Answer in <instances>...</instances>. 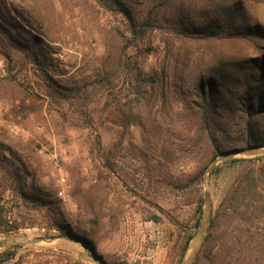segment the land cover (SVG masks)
<instances>
[{
	"label": "rangeland",
	"instance_id": "1",
	"mask_svg": "<svg viewBox=\"0 0 264 264\" xmlns=\"http://www.w3.org/2000/svg\"><path fill=\"white\" fill-rule=\"evenodd\" d=\"M256 12L264 27V4ZM0 23L24 45L0 26V238L41 239L1 241L0 253L15 250L2 264H98L84 241L107 264H182L200 198L211 218L253 167L244 154L211 166L241 133L227 130L211 159L180 100L189 69L182 79L166 70L176 77L166 97L129 104L137 79L163 67L162 35L131 43L118 61L125 19L97 0H0ZM254 50L264 55V39ZM235 204L242 217L222 220L212 239L243 250L248 233H264V208Z\"/></svg>",
	"mask_w": 264,
	"mask_h": 264
},
{
	"label": "trees",
	"instance_id": "2",
	"mask_svg": "<svg viewBox=\"0 0 264 264\" xmlns=\"http://www.w3.org/2000/svg\"><path fill=\"white\" fill-rule=\"evenodd\" d=\"M97 1L125 19L124 29L129 36L119 29L118 32L128 43L122 45L118 61H122L121 54L131 43L156 31L162 35L163 67L159 72L137 79L140 86L129 98V104L140 102L147 93L156 101L166 97L167 85L176 79L174 74L172 78L166 75V70L172 67L182 79L189 69L193 75L179 82L180 100L195 132L210 145L211 159L225 148L221 137L227 135V130L241 133L240 140H235L241 144H228V149L264 145V55L254 50L264 39V27L256 12V6L264 4V0H137L136 3L129 1L130 4L126 0ZM0 26L18 47H24L12 38L7 26L1 23ZM30 36L31 43L38 44L39 38L34 34ZM5 56H9L8 52ZM146 85L154 90L148 92L144 89ZM237 160L240 159L233 161ZM246 160L253 163V167L227 191L223 206L211 215L194 264H264L263 232L248 233V244L243 250L236 249V241L226 237L219 245L212 239L214 231L216 239L222 220L242 217L244 211L235 204L239 199L247 200L248 205L257 204L253 210L264 208V155ZM202 211L203 197L196 207L195 228H198ZM159 219V216L153 218ZM0 223L4 221L0 219ZM57 226L64 233L78 237L75 232ZM191 237L192 234H188L181 256ZM14 254L15 250L1 252L0 264Z\"/></svg>",
	"mask_w": 264,
	"mask_h": 264
},
{
	"label": "water",
	"instance_id": "3",
	"mask_svg": "<svg viewBox=\"0 0 264 264\" xmlns=\"http://www.w3.org/2000/svg\"><path fill=\"white\" fill-rule=\"evenodd\" d=\"M235 154H244L247 156L264 155V145H251L249 147L233 148V149L225 150L223 153L220 154V156L218 158L213 160L211 166L214 163H216L217 161L226 160ZM210 213H211V210L209 207L208 200L206 199L200 226H199L197 232L195 233V235L192 237V239L189 242V245H188V248H187V251H186V254H185V257L183 259L182 264H192L194 259L196 258V255H197V253H198L199 249L201 248L202 243L204 241V237H205V234L207 231L208 222H209V218H210ZM1 241H15V242H19V243L30 244V243L40 242L41 239H32V240H23L22 239L21 240L20 238H18L16 236H6L4 238H0V242ZM84 244L89 246L88 248H89L91 254L93 255V257L95 258V260L98 262V264H107V262L99 254H97V252L95 251V249L93 247L88 245V243H86L85 241H84Z\"/></svg>",
	"mask_w": 264,
	"mask_h": 264
}]
</instances>
